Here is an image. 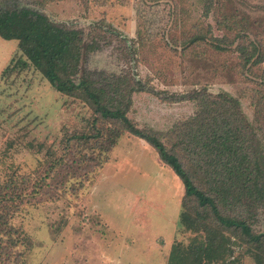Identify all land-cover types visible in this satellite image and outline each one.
<instances>
[{
  "label": "rangeland",
  "instance_id": "obj_1",
  "mask_svg": "<svg viewBox=\"0 0 264 264\" xmlns=\"http://www.w3.org/2000/svg\"><path fill=\"white\" fill-rule=\"evenodd\" d=\"M209 1L0 0V6L82 30L99 49L85 54L78 78L92 75L103 86L108 78L136 81L141 91L132 94L127 116L138 128L169 135L194 115L188 99L195 91L229 93L264 151V63L246 69L235 49L190 43L209 26L222 36L228 14L240 38L264 44V0H214L207 13ZM21 56L18 42L0 37V184L18 194L12 205L0 197V264H170L175 248L190 244L177 264H256L240 230L221 227L213 212L207 210L208 219L186 200L182 181L151 145L121 135L34 67L19 68ZM234 200L241 206L224 215H243L254 234H264V200L241 194Z\"/></svg>",
  "mask_w": 264,
  "mask_h": 264
},
{
  "label": "trees",
  "instance_id": "obj_2",
  "mask_svg": "<svg viewBox=\"0 0 264 264\" xmlns=\"http://www.w3.org/2000/svg\"><path fill=\"white\" fill-rule=\"evenodd\" d=\"M213 1H209L207 13L212 11ZM226 18L222 36H215L209 26L194 35L190 43H208L217 52L235 49L240 65L246 69L264 63L263 41L249 36L240 38L238 22ZM0 37L18 42L22 55L19 68L34 67L56 91L83 99L103 120L111 121L121 135L130 133L151 145L182 181L186 200L190 198V203L208 213V219L207 210L213 212L221 227L240 230L243 241L252 248L255 263L264 264V234H254L243 215H224L231 207L241 206L239 201L235 203V194L264 200L263 146L237 98L229 93L213 95L206 89L195 91L188 100L197 109L193 116L174 126L168 145V134L138 128L128 118L132 94L141 91L135 88L136 81L108 78L103 86L92 75L78 78L85 54L99 49L95 42H86L82 30L56 24L45 14L28 8L0 6ZM260 102L264 103V99ZM10 187L0 184V197L12 205L18 194H9ZM184 200L183 207L187 209L190 203ZM4 216L0 215V225L5 223ZM192 250L193 244L175 248L170 264H177Z\"/></svg>",
  "mask_w": 264,
  "mask_h": 264
}]
</instances>
